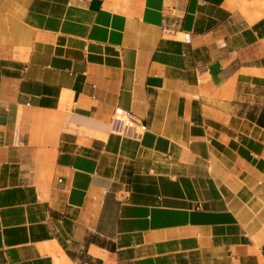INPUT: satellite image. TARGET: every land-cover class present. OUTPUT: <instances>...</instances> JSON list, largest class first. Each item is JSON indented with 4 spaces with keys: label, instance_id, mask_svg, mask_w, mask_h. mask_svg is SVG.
I'll return each instance as SVG.
<instances>
[{
    "label": "crops",
    "instance_id": "crops-1",
    "mask_svg": "<svg viewBox=\"0 0 264 264\" xmlns=\"http://www.w3.org/2000/svg\"><path fill=\"white\" fill-rule=\"evenodd\" d=\"M0 264H264V0H0Z\"/></svg>",
    "mask_w": 264,
    "mask_h": 264
},
{
    "label": "built area",
    "instance_id": "built-area-1",
    "mask_svg": "<svg viewBox=\"0 0 264 264\" xmlns=\"http://www.w3.org/2000/svg\"><path fill=\"white\" fill-rule=\"evenodd\" d=\"M183 40L189 42L190 34L188 32L184 33ZM110 130L118 136L139 139L146 131V126L131 111L117 107L110 120Z\"/></svg>",
    "mask_w": 264,
    "mask_h": 264
}]
</instances>
